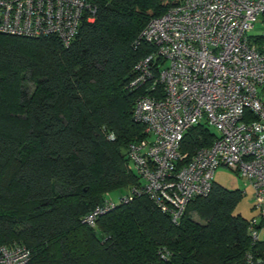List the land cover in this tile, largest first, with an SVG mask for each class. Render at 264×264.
<instances>
[{
  "label": "trees",
  "instance_id": "16d2710c",
  "mask_svg": "<svg viewBox=\"0 0 264 264\" xmlns=\"http://www.w3.org/2000/svg\"><path fill=\"white\" fill-rule=\"evenodd\" d=\"M83 1L94 15L84 12L67 47L53 35L0 34V247H25L29 264H246L248 252L264 262V240L253 243L234 212L244 193L214 181L178 225L146 197L83 223L139 184L127 148L147 137L133 119L143 90L128 84L155 49L134 42L178 2ZM213 138L199 124L181 152L189 159Z\"/></svg>",
  "mask_w": 264,
  "mask_h": 264
},
{
  "label": "built area",
  "instance_id": "2783aa9c",
  "mask_svg": "<svg viewBox=\"0 0 264 264\" xmlns=\"http://www.w3.org/2000/svg\"><path fill=\"white\" fill-rule=\"evenodd\" d=\"M83 0H0V34L55 36L69 46L85 11ZM91 21V20H89ZM258 26L259 32L253 34ZM264 0H180L151 19L134 42L155 52L134 68L128 89L142 91L133 119L145 139L127 148L136 187L108 197L83 219L97 218L134 198L146 197L174 225L191 200L211 191L223 167L249 182L253 210L249 236L259 241L264 227ZM199 124L214 128L212 143L187 159L185 134ZM246 264H264L248 252ZM23 246H1L0 264H29Z\"/></svg>",
  "mask_w": 264,
  "mask_h": 264
},
{
  "label": "rangeland",
  "instance_id": "374dc122",
  "mask_svg": "<svg viewBox=\"0 0 264 264\" xmlns=\"http://www.w3.org/2000/svg\"><path fill=\"white\" fill-rule=\"evenodd\" d=\"M166 1H179V0H166ZM259 32L258 26L253 30V34H257ZM260 97L264 100V90L259 89ZM210 131L214 134H217L216 130L214 128H210ZM213 181L223 186L224 188L228 190H240L242 191L243 198L237 205L235 209V214L240 215L242 218L246 220H251L252 218L256 217L258 214L256 211L253 210L252 206V189L246 180L238 177L234 172L226 169V168H219L215 174ZM126 190L123 191H117L109 194V197L113 200H116L119 196L125 195ZM259 240H264V227L260 230L259 233Z\"/></svg>",
  "mask_w": 264,
  "mask_h": 264
},
{
  "label": "crops",
  "instance_id": "0c3cea01",
  "mask_svg": "<svg viewBox=\"0 0 264 264\" xmlns=\"http://www.w3.org/2000/svg\"><path fill=\"white\" fill-rule=\"evenodd\" d=\"M180 1V0H179ZM264 101V100H263Z\"/></svg>",
  "mask_w": 264,
  "mask_h": 264
}]
</instances>
